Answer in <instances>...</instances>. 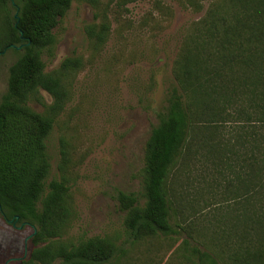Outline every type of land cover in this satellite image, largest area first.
<instances>
[{"label": "trees", "instance_id": "trees-1", "mask_svg": "<svg viewBox=\"0 0 264 264\" xmlns=\"http://www.w3.org/2000/svg\"><path fill=\"white\" fill-rule=\"evenodd\" d=\"M74 1L95 11L85 33L96 55L109 39L110 14L138 0H0V57L17 54L0 96V215L33 228L20 264H160L154 251L164 249L174 255L167 264H264V0H173L195 12L208 7L182 38L174 82L145 143L144 204L118 192L123 234L79 240L68 237L77 217L70 145L60 140L59 178L46 184V140L84 62L68 57L46 72L42 61ZM162 1L154 10L165 9ZM196 171L240 205L229 230L197 227L187 215V188L204 179ZM140 250L141 261L133 258Z\"/></svg>", "mask_w": 264, "mask_h": 264}, {"label": "rangeland", "instance_id": "rangeland-1", "mask_svg": "<svg viewBox=\"0 0 264 264\" xmlns=\"http://www.w3.org/2000/svg\"><path fill=\"white\" fill-rule=\"evenodd\" d=\"M162 2V11L154 10L155 0H138L111 13L109 39L99 54L92 55L85 27L96 22L95 11L83 1H74L53 30L56 44L51 54L42 56L46 72L68 57H81L84 62L73 81L70 99L46 140L50 163L46 184L59 178L60 140L70 145L77 211L68 234L73 240L123 234L125 214L119 209L118 192L134 194L144 204L145 143L174 82L172 67L182 38L208 7L204 2L202 11L195 12L173 0ZM16 58L12 51L0 57V96L6 89L8 67ZM40 95L45 104H51L46 92L40 91ZM29 106L43 112V106L34 101ZM195 175L204 179L187 188L184 200L191 208L187 215L197 227L229 230L228 220L241 213L240 205L211 177L199 171ZM20 227L19 223L13 227L0 215V264H20L29 257L32 245L28 240L25 246V239L31 237L33 228ZM134 257L141 261L147 253L135 251ZM154 258L160 264L174 261L166 249L154 251Z\"/></svg>", "mask_w": 264, "mask_h": 264}, {"label": "flooded vegetation", "instance_id": "flooded-vegetation-1", "mask_svg": "<svg viewBox=\"0 0 264 264\" xmlns=\"http://www.w3.org/2000/svg\"><path fill=\"white\" fill-rule=\"evenodd\" d=\"M5 222H7L8 224H11L13 227H16V222H12V223H9L10 222V220L9 221H5ZM25 225H28L27 223H24V224H21V227H20V229H22ZM30 226V225H29ZM30 238L31 237H27L26 239H25V246H26V244H27V242H28V240H30Z\"/></svg>", "mask_w": 264, "mask_h": 264}, {"label": "water", "instance_id": "water-1", "mask_svg": "<svg viewBox=\"0 0 264 264\" xmlns=\"http://www.w3.org/2000/svg\"><path fill=\"white\" fill-rule=\"evenodd\" d=\"M11 2H12V4L14 5V0H11ZM15 18H17V14H15ZM21 36H22V33H21ZM14 48L19 50V49L22 48V46H19V47H15V46H14ZM4 53H5V51L2 52L1 54H4ZM12 222H13V220H10L9 223H12ZM34 233H35V231H34Z\"/></svg>", "mask_w": 264, "mask_h": 264}]
</instances>
